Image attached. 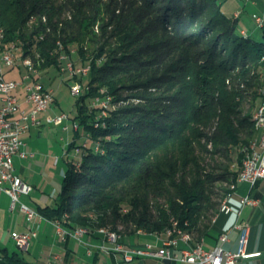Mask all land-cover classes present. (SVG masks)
Listing matches in <instances>:
<instances>
[{
    "label": "trees",
    "instance_id": "1",
    "mask_svg": "<svg viewBox=\"0 0 264 264\" xmlns=\"http://www.w3.org/2000/svg\"><path fill=\"white\" fill-rule=\"evenodd\" d=\"M55 1L0 0V44L14 40L21 58L29 56L41 71L59 67V51L80 58L81 64L72 59L76 65H89L76 97L73 121L79 129L67 151L81 146L79 130L90 134V144L79 160L65 157L61 201L38 212L68 228H106L120 237L119 227L126 233H164L174 223L201 235L232 193L230 186L236 187L241 146L257 135L253 111L261 96L264 24L259 38L243 34L220 0H138L129 11L133 21L118 18L122 52L113 53L119 56L87 57L82 42L97 22L95 3ZM68 9L70 19L63 16ZM101 57L106 60L100 65ZM123 79L129 84L121 86ZM120 86L142 89L145 94L136 96L145 105L108 108L95 121L92 99L111 95L115 103ZM153 90L163 94L148 96ZM233 153L240 168L228 172L220 203L213 163ZM151 199L163 203L153 205ZM0 264L33 263L0 245Z\"/></svg>",
    "mask_w": 264,
    "mask_h": 264
},
{
    "label": "crops",
    "instance_id": "2",
    "mask_svg": "<svg viewBox=\"0 0 264 264\" xmlns=\"http://www.w3.org/2000/svg\"><path fill=\"white\" fill-rule=\"evenodd\" d=\"M220 2V1H219ZM222 10L232 17L238 24L241 32L246 35H256L259 38L261 35V26L259 27L254 20V15H260L264 18V0H254L246 2L244 0H222ZM221 3V2H220ZM61 77L66 78L65 81H70L69 85L74 82L68 71L64 70L68 58L62 56ZM16 70V69H14ZM13 70V71H14ZM19 76L17 78H7L12 80H20L25 70L17 69ZM12 70H6V75L13 73ZM50 87L49 85H47ZM51 88V87H50ZM53 89V88H52ZM54 90V89H53ZM18 101L21 109L30 111L33 105L26 101V89L24 86L16 90ZM77 107V106H76ZM64 112L57 100L54 90V99L48 108L47 113H41L43 116L42 124L38 127L28 129L22 134V140L25 145L22 150L28 156L23 157L16 155L14 157L15 172L23 180L33 186V190L29 195L22 196L21 201L36 211H40L46 207H55L62 198V184L67 171L66 156L77 161L75 154H70L72 151H67L69 143L73 140L77 132L70 121H64L53 126L45 123L44 115H57ZM77 110L74 114L76 115ZM19 116V114H17ZM74 116L71 120L73 121ZM67 126V129H65ZM61 130L66 132L65 135H60V145H55L53 138L54 131ZM82 136L77 143L80 145L84 136L88 133L85 130H79ZM257 136V135H256ZM33 137V138H32ZM30 139L35 142L30 144ZM45 146L47 152L44 154L40 150V146ZM42 154L41 156H38ZM72 155V156H71ZM58 159L56 160V158ZM61 181V182H60ZM60 182V183H59ZM249 191V185L246 182H237L235 189L232 191L229 203L232 211L229 214L221 213L220 210L212 216L208 228L201 235L193 234L194 241L201 244L205 249H212L218 243L220 233L231 230L229 240L223 245L227 250L236 251L238 248L239 233L233 229L237 221V210L240 208V199ZM252 197L258 198L260 203L257 206H244L241 209L239 220L250 225L249 241L247 250L249 252H259L260 255L240 259L235 264H264V180L256 183L251 192ZM10 196L4 192H0V245L8 248L11 252H18L24 258L33 264H185L175 261L159 259L155 257H136L130 262L124 261L121 252L110 251L103 253L100 249V243L103 242V235L98 233L95 228L90 234H84L81 239L73 237H63L58 232L56 226L45 218L41 221L35 220L28 222L25 215L20 211L19 207L10 208ZM64 226V225H63ZM65 228L71 230L72 228ZM31 229L36 231L29 249L22 253L16 249L13 241V235L18 232H26ZM98 230V229H97ZM120 237V235H119ZM196 237V238H195ZM166 239L163 233H149L140 230L135 233L125 234L120 238V243L126 247H143L146 244H152L154 247H160ZM11 245H13L11 247ZM109 247L112 244L106 242ZM113 247V246H112ZM188 246L181 242L173 250L176 253ZM26 253V254H25Z\"/></svg>",
    "mask_w": 264,
    "mask_h": 264
},
{
    "label": "built area",
    "instance_id": "3",
    "mask_svg": "<svg viewBox=\"0 0 264 264\" xmlns=\"http://www.w3.org/2000/svg\"><path fill=\"white\" fill-rule=\"evenodd\" d=\"M244 1L253 2L254 0ZM254 20L260 27V23L264 21V18L260 15H254ZM18 50H20V48L13 40L10 43L8 51L0 52V192L4 191L10 196L11 209H14L19 204V209L25 215L27 221L33 222L35 220L41 221L45 218L38 211L21 201L22 196L31 193L33 186L16 174L14 157L16 155L23 157L28 156V154L22 150V147L25 145L22 140V134L28 129L38 127L42 124L43 116L41 113H47L54 99V90L41 82L39 69H37L36 66H28L21 60V54H16ZM17 68H23L25 70L21 79H7L6 70H14ZM63 69L74 77V82L70 85V91L73 96L78 97L82 93L80 76L88 75L89 66L76 65L72 60H68ZM21 86H24L26 89V101L33 105L30 111L22 110L18 101L16 90ZM91 105L99 108V112H97L94 118L95 121H97L107 113L110 101L109 98H105L102 94H98L92 99ZM17 114H19V116ZM257 117V140L251 144L250 154L242 155L241 148L242 157H246L247 159V167L244 171L239 172V174L241 182H246L249 185V191L240 199V208L237 210V221L233 226V229L237 230L239 233L238 248L236 251L227 250L223 247L229 240L231 230L220 233L218 236V243L212 249L199 251L197 240L196 242H188L186 235L182 233L178 224L172 225L178 226L177 241H169V228H167L166 233H163L166 239L163 241L162 246L158 248L154 247L152 244H146L143 247H126L120 243V238L122 236L112 237V235H106L96 230L103 235V242L100 245V249L106 252H121L126 262H130L136 257H155L185 264H235L240 259H247L260 255L259 252H249L247 250L250 225L240 221L239 216L244 206H257L260 203L258 198L252 197L251 192L258 181L264 180V97L263 108ZM44 120L46 124L53 126L64 121H70V116L64 112L54 116L45 114ZM72 126L76 131L79 129L77 121H72ZM65 129H67V126H65ZM90 138L91 136L89 133L84 136L81 146L77 147L75 150L77 156H81L82 150L89 146ZM95 150H99L98 143H95ZM57 159L58 157L56 160ZM231 211L232 207L228 201V205L223 213L229 214ZM52 223L64 238L69 236L81 239L84 234H90L92 232L78 228L69 230L63 226L60 220H54ZM35 235L36 231L31 229L26 232L15 233L12 238L19 251L26 252ZM106 242L112 244L113 247L106 245ZM181 242L185 243L188 248L183 249L181 253L174 252L173 249Z\"/></svg>",
    "mask_w": 264,
    "mask_h": 264
},
{
    "label": "rangeland",
    "instance_id": "4",
    "mask_svg": "<svg viewBox=\"0 0 264 264\" xmlns=\"http://www.w3.org/2000/svg\"><path fill=\"white\" fill-rule=\"evenodd\" d=\"M95 4V8H96V15H98V17H96V23L94 24V26L91 27L92 29V34L90 35H86L83 38V45H84V49L87 52V57H89V54L91 52H95V53H101L104 52L103 55H106V59H110L111 57H116L119 55H116V53L118 52V54H120V52H122L121 49H119L121 47V41H120V33L118 32V29L121 27L122 24H118V18L122 17L123 15H125V18L127 20L133 21V18H130L129 15V11L133 10V8H135L136 6L139 5V1L138 0H92ZM56 4H59L62 2V0H56L55 1ZM221 3H223L221 1ZM122 15V16H121ZM129 15V16H128ZM63 16L66 19H70L72 16V11L70 9L66 10L63 14ZM132 17V16H131ZM135 21V20H134ZM32 22V21H31ZM28 24L27 28H31L32 23ZM124 25V24H123ZM27 32H30V29H28ZM256 35H253V37H255ZM6 47H9L8 45ZM104 49L103 51L101 49ZM117 49V52L113 53V50ZM119 49V50H118ZM16 54L20 55L21 54V49L18 50L16 52ZM66 56L68 59L67 60H74L77 61L78 64L83 63L82 61H80V58H78L77 56H70L68 53H66L65 51H59L58 53V59L60 60V65H62V56ZM105 59V60H106ZM105 60L101 57L99 58V62L100 65L103 64L105 62ZM37 69H39V63L37 62L36 64ZM87 66H89L87 64ZM18 69V68H17ZM12 70L13 73H11L10 75H6L7 78H17L19 76L18 74V70ZM61 67L58 68H49L47 70H43L41 71L39 69V75H40V80L42 83H44L45 85H49L51 88H53L55 90V95L57 97V100L59 102V105L61 107V109L64 111V113L68 114L70 116V126L72 127V116H74L77 107H76V97L72 95L71 91H70V81H65L66 78L61 77ZM258 75H259V87H258V93L261 94V96H258V99L256 100V105L254 107V111L253 114L256 115L257 110L259 107L258 105L261 104L262 102V89L264 88V82L262 84V79L264 78V68L260 67L258 70ZM128 80H121L118 83L122 85H127L129 84ZM156 84L158 85V83H155L154 85L156 86ZM120 86V90H118L117 95L120 96V100L112 103V97L111 95H106L105 98H109L110 101V105L109 108L112 109H117L119 107H123L126 105H132V106H139V107H143L145 105V100L140 99L139 96L136 95H144V91L142 89H128V88H122ZM261 87V88H260ZM101 90H103V94L105 91V87L101 88ZM161 91L157 92L156 90H153V92L151 94H147L148 96L151 97H155L156 95H160ZM163 94V93H161ZM261 101V102H260ZM260 103V104H259ZM252 105V102L250 100V98L248 99L246 105H245V109H249L250 106ZM108 111V110H107ZM97 112H99V108L97 109ZM255 119V118H254ZM66 132H61V130H55L54 131V136L55 138H53L55 145H60L59 143V137L60 135H65ZM255 137V136H254ZM252 137V138H254ZM33 138V137H32ZM252 138H249V140H251ZM249 140L245 141L244 143H247ZM32 142H35L34 139L32 141V139H30V144ZM46 147L40 146V150L41 152L44 154L45 152H47L46 150H44ZM208 149H212V146L209 144L208 145ZM75 150L70 154H75ZM240 154L238 155V158H242L241 155V148L239 150ZM76 155V154H75ZM38 156L42 157V154H39ZM72 156V155H71ZM75 158L77 160L80 159V156L76 155ZM213 165H215V169L213 170V172L216 175V181H215V191L217 192V198L218 200L221 201L223 199H221V196L224 193V189H227L228 186V182L226 180H224L225 178L228 180H230V175H229V171H236L239 170L240 165H239V161H237V153H233L231 157L228 156H218L217 157V162H214ZM208 170V168H207ZM61 182V181H60ZM59 182V183H60ZM151 204L153 205H160L162 204V199H158V200H152L151 199ZM17 208L19 207V204L16 206ZM15 207V208H16ZM88 209H91V206L87 207ZM91 216L93 217L92 222L96 221V218L94 217L93 213H90ZM64 217H67L64 216ZM46 218V217H44ZM50 220V219H49ZM54 220H60L62 222L61 219H53L50 220L51 222H53ZM63 224V223H62ZM122 228H118V231H120L121 236L125 235V234H131V233H126L125 231H121ZM191 231V230H189ZM192 233L196 234V231H191ZM122 238V237H121ZM102 244V242L100 243ZM13 245H11L12 247ZM16 249L17 246H15ZM21 252V251H20ZM103 253H108L104 250H102ZM24 253V252H22ZM27 253V252H26ZM25 253V254H26Z\"/></svg>",
    "mask_w": 264,
    "mask_h": 264
},
{
    "label": "bare ground",
    "instance_id": "5",
    "mask_svg": "<svg viewBox=\"0 0 264 264\" xmlns=\"http://www.w3.org/2000/svg\"><path fill=\"white\" fill-rule=\"evenodd\" d=\"M220 1H222V0H220ZM263 24H264V21H262L260 23V26L262 27ZM7 45L10 47V44H0V52H6V51H8L9 50V47H6ZM21 60L23 62H25L26 65H28V66H36L35 63H34V61L29 56L23 57V58H21ZM262 93H263V95H262V102H261V104L258 107L257 113L255 115V119H254L256 132H258V117L257 116H258L259 112L263 108L264 88L262 89ZM256 140H257V136L255 138L251 139L250 141H248L247 143H244L241 146V148H242V155H249L250 154V146ZM246 167H247V159H246V157H243V159H242V166H241V169H240L239 172L244 171L246 169ZM237 182H241L240 174L238 175ZM230 188L234 190L235 189V184H232L230 186ZM231 194L232 193L228 194L224 198V200L222 201L221 206H220V212L221 213H223L224 210L226 209V207L228 205L229 198L231 197ZM176 224L177 223H174V225H176ZM78 229L88 231L87 228H83V227H80ZM180 229H181L182 233L186 235V238H187L188 242H193L194 241V236H193L192 233L188 232L187 230H185V229H183L181 227H180ZM98 230L101 231V233H104L106 235H112V237H119V233L116 232V231H111V230H108L106 228H99ZM164 233H166V231ZM177 235H178V226H172L171 228H169V230H168V238H169V241H177ZM197 247H198V250L199 251H206V249L203 248V246L201 244H197Z\"/></svg>",
    "mask_w": 264,
    "mask_h": 264
}]
</instances>
